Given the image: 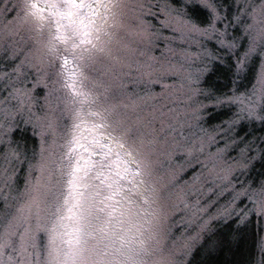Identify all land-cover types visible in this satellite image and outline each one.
<instances>
[{
	"label": "snow or ice",
	"instance_id": "obj_1",
	"mask_svg": "<svg viewBox=\"0 0 264 264\" xmlns=\"http://www.w3.org/2000/svg\"><path fill=\"white\" fill-rule=\"evenodd\" d=\"M0 264H264V0H0Z\"/></svg>",
	"mask_w": 264,
	"mask_h": 264
}]
</instances>
